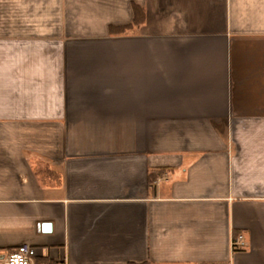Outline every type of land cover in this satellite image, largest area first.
Wrapping results in <instances>:
<instances>
[{"label":"crops","instance_id":"obj_1","mask_svg":"<svg viewBox=\"0 0 264 264\" xmlns=\"http://www.w3.org/2000/svg\"><path fill=\"white\" fill-rule=\"evenodd\" d=\"M21 244L264 264V0H0L1 258Z\"/></svg>","mask_w":264,"mask_h":264},{"label":"built area","instance_id":"obj_2","mask_svg":"<svg viewBox=\"0 0 264 264\" xmlns=\"http://www.w3.org/2000/svg\"><path fill=\"white\" fill-rule=\"evenodd\" d=\"M243 245L242 236L233 240L232 246L235 249ZM0 264H42L37 261V250L30 244H21L14 247L9 253L0 259Z\"/></svg>","mask_w":264,"mask_h":264},{"label":"trees","instance_id":"obj_3","mask_svg":"<svg viewBox=\"0 0 264 264\" xmlns=\"http://www.w3.org/2000/svg\"><path fill=\"white\" fill-rule=\"evenodd\" d=\"M133 20L131 23L123 26H109V34L110 35H120L122 33H125L127 30L137 27L143 22L144 19V13L143 10L137 6L136 4H133Z\"/></svg>","mask_w":264,"mask_h":264},{"label":"water","instance_id":"obj_4","mask_svg":"<svg viewBox=\"0 0 264 264\" xmlns=\"http://www.w3.org/2000/svg\"><path fill=\"white\" fill-rule=\"evenodd\" d=\"M0 259H1V256H0Z\"/></svg>","mask_w":264,"mask_h":264}]
</instances>
